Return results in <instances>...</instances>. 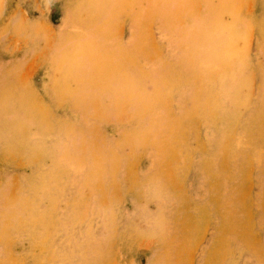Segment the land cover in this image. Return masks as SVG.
Listing matches in <instances>:
<instances>
[{"label":"rangeland","instance_id":"374dc122","mask_svg":"<svg viewBox=\"0 0 264 264\" xmlns=\"http://www.w3.org/2000/svg\"><path fill=\"white\" fill-rule=\"evenodd\" d=\"M0 264H264V0H0Z\"/></svg>","mask_w":264,"mask_h":264}]
</instances>
